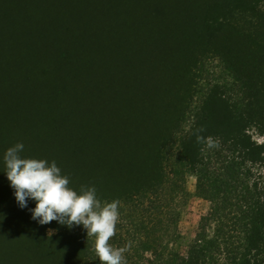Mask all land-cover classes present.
Masks as SVG:
<instances>
[{
	"label": "trees",
	"instance_id": "16d2710c",
	"mask_svg": "<svg viewBox=\"0 0 264 264\" xmlns=\"http://www.w3.org/2000/svg\"><path fill=\"white\" fill-rule=\"evenodd\" d=\"M74 1L0 0V205L14 208L3 157L15 143L9 136L12 125L22 122L28 135L20 142H27L22 158L55 161L74 190L95 187L102 202L121 201L117 232L109 243L120 248L132 241L126 264H264V183L254 179L253 171L258 163L264 169V145L250 133L255 129L264 135L262 1L235 0L206 10L201 44L211 47L200 54L220 63L232 83L215 86L190 119L188 110L174 105L165 110L153 100L151 83L139 77L132 61L126 68L131 76L122 81L124 94L110 80L103 86L106 92L91 89L94 79L80 67L84 50L91 47L87 41L99 42L88 33L101 21L105 30L112 29L105 21L121 13L124 0ZM141 1L143 6L149 2ZM177 7L173 23L185 10ZM167 8L162 4L165 16ZM148 10L141 11L144 21L159 25ZM235 11L249 17L236 20ZM120 44L110 38L112 49L124 58ZM84 83L88 89L75 93ZM102 95L109 101L103 102ZM123 95L134 99L126 103ZM94 112L102 117V128L87 124ZM118 123L131 127L120 131ZM201 127L206 129L201 135L213 137L219 147L197 143ZM187 174L196 177V191L210 209L182 253L177 243ZM91 239L71 240L65 264H101Z\"/></svg>",
	"mask_w": 264,
	"mask_h": 264
},
{
	"label": "rangeland",
	"instance_id": "374dc122",
	"mask_svg": "<svg viewBox=\"0 0 264 264\" xmlns=\"http://www.w3.org/2000/svg\"><path fill=\"white\" fill-rule=\"evenodd\" d=\"M148 1L143 6L142 3L144 2L141 0H124L121 3V9H119L121 13H118L114 19L105 21L107 26L110 22L109 26L112 27L108 31L104 29L105 26L101 27L102 21L100 24L99 22L96 23L92 28V33H88V38H92L95 42L98 40L99 44H94L92 40L87 41L91 47L84 50L86 61L82 65L84 67H80V69L84 68L87 75H91V80L94 79L92 80L93 86L91 89L98 86V90L104 91L103 86L108 80L111 82L116 81L118 86L116 85L115 91L117 90L119 95H122L126 91L123 88L124 83L122 81L126 82L131 76L126 71L127 64L132 61L134 67H138L139 77L141 76L140 78L144 79L143 81L151 83L152 99L159 101L165 110H170L171 105H174V109L188 110L187 119H190L192 114L198 113L203 103L202 99L207 97L206 95L213 91L215 86L223 89L227 83H232L228 77L229 72L221 67L220 63L207 62L206 59L208 58L205 60L202 58L200 52L203 49L209 50L211 46L208 44L203 48L201 44L204 30L200 21L205 16L207 9L211 10L216 5H230L235 0ZM261 1L264 5V0ZM162 4L170 9L167 11L169 16L162 14ZM178 4H182L185 10L181 12L179 19H176V23H173L175 20H172L171 17L177 13ZM145 8L153 13L154 19L159 25L151 24L150 20L144 21L141 11ZM231 16L236 20H241L249 17V14L235 11ZM177 20L179 23H177ZM106 31H111L108 34L109 36H105ZM110 38L114 44L119 40L121 47L123 44L124 51L122 53H125L123 54L124 58L112 49ZM114 38H117L118 41ZM136 38H138L137 41H135ZM213 43L212 45L216 44V42ZM103 46L107 50H104ZM216 46L220 47L217 44ZM195 55H198V57H195ZM131 69L134 68L131 67ZM94 75L95 77H93ZM97 76L100 78V82L95 81ZM88 80H90V77L86 82ZM112 87L110 85V88H108L109 92L113 89ZM85 88L88 89V86L84 83L76 88L75 93L85 90ZM127 97L123 95L121 98L126 103H131L134 99V96ZM107 99L102 95L103 102ZM98 100L100 102V98ZM113 102L115 103V101ZM104 107L103 104L99 113ZM94 115L95 118H91L94 117L92 115L86 120L87 124L93 126L97 122V125L102 128V117L98 112H94ZM87 124H85L86 128L88 127ZM118 124L116 126L120 131L131 127L126 123ZM24 126L22 122L21 124L17 122L12 125L11 129L13 131L10 132L9 136L15 141L14 145L27 140V128ZM250 133L254 142L258 145H264V135H260L255 129H251ZM262 156L264 158V155ZM260 165L261 163H258L254 166V179L261 177L259 183L262 181L264 183V169ZM196 185V177L187 174L185 185L187 204L181 214L179 222L180 237L177 243V248L182 253L187 251L188 246L195 239L200 219L210 209L209 202L198 195ZM10 205L14 208L9 211L3 209L4 206L0 205V264H65L66 246L71 240L76 241L77 238L91 239V236L88 237L87 230L82 225L73 226L69 229L56 221L47 225H40L37 221H34L30 211L36 206V202L33 200L28 201L27 208L21 209L15 196H13ZM49 229L55 230L51 236L48 234ZM93 241L95 240L93 239ZM82 244L85 245V243ZM86 260L90 261L89 258H86Z\"/></svg>",
	"mask_w": 264,
	"mask_h": 264
},
{
	"label": "clouds",
	"instance_id": "9594fccd",
	"mask_svg": "<svg viewBox=\"0 0 264 264\" xmlns=\"http://www.w3.org/2000/svg\"><path fill=\"white\" fill-rule=\"evenodd\" d=\"M205 130L203 127L196 130L197 143L206 144L209 149L219 147L213 137L201 135ZM23 149L24 145L17 143L3 157L5 173L19 207L27 208L29 200L35 201L31 217L40 225L53 221L69 229L82 225L88 237H95L94 251L101 264H126L125 253L130 251L132 241L120 248L109 243L117 232L121 201L102 202L95 187L81 186L79 192L74 190L70 178L62 175L55 161L49 164L44 159L22 158ZM54 232L49 229V236Z\"/></svg>",
	"mask_w": 264,
	"mask_h": 264
}]
</instances>
